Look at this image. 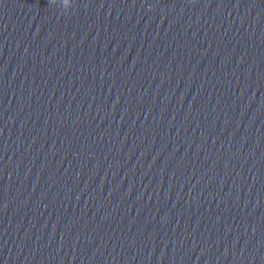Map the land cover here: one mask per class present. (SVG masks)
I'll return each instance as SVG.
<instances>
[{
  "label": "clouds",
  "instance_id": "obj_1",
  "mask_svg": "<svg viewBox=\"0 0 264 264\" xmlns=\"http://www.w3.org/2000/svg\"><path fill=\"white\" fill-rule=\"evenodd\" d=\"M67 2H68V0H65V4L67 5ZM49 3L51 4V5H56L57 4V0H49Z\"/></svg>",
  "mask_w": 264,
  "mask_h": 264
}]
</instances>
